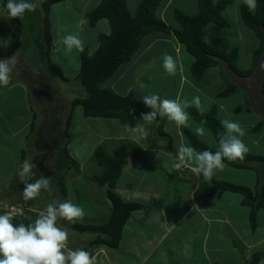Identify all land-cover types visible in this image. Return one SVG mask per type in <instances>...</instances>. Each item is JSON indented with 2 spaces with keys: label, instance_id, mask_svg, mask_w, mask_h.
<instances>
[{
  "label": "crops",
  "instance_id": "1",
  "mask_svg": "<svg viewBox=\"0 0 264 264\" xmlns=\"http://www.w3.org/2000/svg\"><path fill=\"white\" fill-rule=\"evenodd\" d=\"M69 1L80 4L81 18L87 21V25H89L87 15L101 3V0ZM129 1L127 0L130 12L135 14L141 0L136 2L137 4H130ZM177 1L180 3L177 4ZM242 5L245 4L239 6ZM64 9L65 15H69L72 10L69 5H65ZM177 9L188 15H196L199 12L197 0H163L157 16L172 29H180L179 24L170 22L175 20L174 13ZM226 12L227 10L224 11ZM51 16L55 41L62 32L60 34L56 32L58 27H55L53 9ZM79 24L76 26L79 27ZM64 27L61 26V30ZM219 27L215 24L209 25L204 31V40L211 42L217 39L214 38L216 36L205 38V33L219 32ZM93 30L92 35L96 44L92 45L93 50L90 51L89 46L84 42L82 53L88 50L90 54H93L97 50L99 35L110 33L108 20L99 21ZM80 34H82L81 29ZM257 47L258 44L253 51ZM183 50L185 48L174 35L162 32L151 33L144 39L132 61L122 65L118 72L103 84V87L112 89L122 96L134 92L141 102L144 95L152 94H158L161 98L189 101L199 96L201 103L202 99H208L203 113L217 106L218 118L221 121L219 115L224 110L223 102L233 98L234 94L228 98H218V94L226 89L228 82L231 80L234 82L237 75L225 62H221L220 67L208 70L203 80L197 82L191 75V67L195 59L190 54L189 57L185 56ZM165 54L172 55L176 60L174 75L166 73L162 67ZM250 102L252 105L251 97H246L243 105L249 106ZM141 119V116L137 118V126L134 129H128L132 132V138L127 140L130 145L139 144L141 155L135 158L126 152L123 156L121 175L122 177L127 174L130 178L135 176L137 184H126L121 188L114 185V192L126 202H136L146 207L132 213L124 227L119 249L114 250L105 246L85 249L93 254L98 253L100 264H247L255 254L264 253V208L258 212V227L254 231L251 229L250 222L251 208L244 205V197L241 194L226 192L211 195L214 181H225L256 191L264 182V176L261 178L259 176L260 169H264V163L248 162L247 164L251 166L249 169H237L225 164V168L218 171L212 178L211 184H207L202 177L198 179L188 168L176 170L173 167L178 146L190 145L184 134L185 130L190 129L177 127L166 118H161L163 132L172 139L171 142H167L159 133L160 123L154 121L157 123L152 128L156 131L154 136L149 127H139V122L147 124ZM32 123L33 121L19 127L13 136L29 127V133L25 137L27 141L32 134ZM170 125L176 131L179 141L173 140L168 128ZM252 131L254 132V126L251 128ZM262 132L264 134V127ZM151 133L152 139H149L147 135ZM260 138L261 135L258 140ZM258 140L254 141V146H258ZM5 141V136L0 133L2 145H5ZM217 147V145L212 146L214 149ZM19 152L20 157L24 159L25 150L21 152L20 149ZM246 155L257 154L247 153ZM4 183L7 185L8 182ZM194 205L198 207L193 208ZM4 206L10 205L4 203L0 197L1 211ZM259 264H264V258Z\"/></svg>",
  "mask_w": 264,
  "mask_h": 264
},
{
  "label": "rangeland",
  "instance_id": "2",
  "mask_svg": "<svg viewBox=\"0 0 264 264\" xmlns=\"http://www.w3.org/2000/svg\"><path fill=\"white\" fill-rule=\"evenodd\" d=\"M214 1L219 2L221 0ZM231 1L232 3L226 9L227 12L224 13V18L229 22V27H219V32L215 33L207 31L205 38L216 36L214 38L220 40L221 49L225 52L231 48H238L240 51L239 67L245 71L252 68L254 74L250 78L236 76L234 82L230 81L237 86L238 91L233 98L224 100V110L219 117L221 120L230 119L239 122L245 130V136L242 139L249 148L248 153L264 157L263 127L260 130L251 132L252 126L255 128L259 122L264 123V100L260 93L264 76V54L258 61L257 67H253L256 65L254 64L253 48L258 44V39L255 33L242 22L241 6L239 5L244 4L243 1ZM36 2L39 5L38 8L34 12H26L21 20L24 28L23 45L15 56L16 64L11 82L7 87H0V133L5 136L6 140L5 145L0 142V197H6V200L11 199L12 202L15 200L20 201L18 203L24 209L25 207H31L28 201H32L38 206L31 207L35 212L43 210L52 200H63L60 198L57 188H51V191L42 190L39 197L33 200H24L22 198L24 184L19 180L20 166L25 160L32 161L36 165L33 170L36 172V177L33 180L41 174L49 179L54 178L57 173V156L66 142L63 135L64 126L62 125H64L69 115L72 101L76 98L87 97L85 89L76 79L80 71L82 52L75 49L68 52L61 42L62 38L68 34H80L81 29L82 34L80 36L89 46L90 51L93 50L92 45L96 44V40L92 35L94 33L93 28L87 25V21L85 24L83 23V26L79 24L82 21L80 15L82 10L79 3L75 4L69 1L54 7L55 27H58L56 32L62 33L54 41L51 59L62 67L66 76L70 78V83L67 84L60 79L51 77L45 70L44 58L40 49L43 44L42 16L44 13L41 0H36ZM129 2L130 4H137L136 2H139V0H130ZM179 3L177 1V4ZM65 5L72 8L69 15L64 14ZM2 12L3 7L0 5V13ZM175 20H170V22L178 24ZM77 24L80 28L76 26ZM63 25L68 27L65 28ZM61 26L64 27L63 30H61ZM12 33L13 27L10 20L0 17V41H9L10 39L11 42ZM183 52L185 56L189 57L185 50ZM3 59L6 58L0 57V60ZM249 96L252 105L251 102L248 104L249 106L243 105L244 99L249 98ZM207 101L208 99H202L203 108H206L205 102ZM32 121L36 123V130L29 136L27 141H25V137L29 133V127L13 136L19 127ZM156 125L157 123L154 121L147 122V124L139 122V127H149L154 136H156V131L152 128ZM190 125V127L184 128L190 129L194 133L196 127L202 126L192 119H190ZM172 127L171 125L168 126L170 134L174 141H179L178 135ZM202 127L205 129V135L201 137L195 134L206 145L216 146L217 142L213 133L208 128ZM7 133L9 134L6 135ZM131 133L119 120L86 118L81 106L74 108L73 123L70 130L71 142L68 149L71 156L77 161L79 170L75 176L69 175L66 186L68 190L67 200H71L85 211V216L77 220L78 222L101 225L108 220L111 214V203L106 198L107 187L97 185L102 168L96 162L94 152L98 147L103 146L111 156L120 157L129 152V154L138 158L141 155L139 144L130 145V142L127 141L132 138ZM260 135L261 140H258ZM147 137L152 139V133L148 134ZM255 140H258V146H254ZM20 149L21 152L25 150L24 159L20 157ZM259 172L260 178L263 177L264 169H260ZM5 181L8 182L7 185L4 183ZM126 184H137L135 176L130 178L127 174H124L115 183V186L121 188ZM22 206L18 204L17 207ZM4 211H8L7 206H4L3 211L0 210V213ZM59 223L68 228L64 221ZM93 237V235H81L69 229V247L72 249H85L89 247V242ZM85 250L88 251V249Z\"/></svg>",
  "mask_w": 264,
  "mask_h": 264
},
{
  "label": "trees",
  "instance_id": "3",
  "mask_svg": "<svg viewBox=\"0 0 264 264\" xmlns=\"http://www.w3.org/2000/svg\"><path fill=\"white\" fill-rule=\"evenodd\" d=\"M69 0H41L43 9V44L41 53L43 54L45 70L51 77L60 79L65 83L70 82L59 65L51 59L54 50V34L52 24V9L54 6ZM163 0H141L135 14L130 12L127 0H101L97 8L91 11L87 17L89 26L94 28L97 23L103 19L108 20L110 25L109 34H101L98 37V48L90 54L85 50L81 54L80 71L77 80L87 93L86 98H76L71 103V110L64 123L63 135L66 140L65 145L60 149L56 169L57 173L50 180V187L57 188L62 200H67L68 190L66 180L69 175L78 174V163L71 156L68 146L71 142L70 130L73 123V110L81 106L86 118H106L119 120L128 129H134L137 126V118L141 113L150 111L143 102H141L134 92L126 96L116 93L114 90L104 88L103 84L111 79L124 64L132 61L134 55L140 50L144 39L151 33L162 32L172 34L178 42L183 45L188 54L194 59L191 67V75L195 81L201 82L208 70L220 67L221 62H225L234 74L242 78H250L254 70H242L238 63L240 51L238 48H232L230 51H223L220 47L219 40L211 42L204 40V31L211 25L215 24L222 28H228L229 22L224 18V11L232 3L231 0H197L199 12L196 15H188L182 11L176 10L175 19L180 25V29H172L163 20L157 16ZM257 7L254 11H249L246 5L241 6V19L243 24L255 33L258 39V47L254 51V65L257 67L258 61L264 54V0H256ZM6 4V0H0V5ZM13 27L12 39L7 47H0V57L10 58L15 56L19 49L22 48L23 42V24L19 19L10 20ZM238 91L237 86L228 82L225 90L218 94V98H228ZM261 94L264 99V76L261 84ZM190 119L208 128L214 135L217 142L220 135L224 132L218 118V107L214 106L209 112L201 113L195 107L188 109ZM155 122L160 123L161 118L157 117ZM35 121L31 125V133L35 132ZM264 127L260 122L254 131ZM159 133L167 141L171 142V137L162 130L159 125ZM184 134L190 144L198 151L216 149L206 145L199 137L190 130H185ZM94 158L102 168L101 174L97 180L99 187H107L106 197L111 203V214L108 220L101 225L86 224L76 221L65 225L72 231L81 235H93L89 242V247L105 246L117 250L122 241L124 227L128 223L132 213L145 209L146 206L136 202H126L114 192V185L122 175V165L124 157H114L109 155L103 146L98 147L94 152ZM258 161L264 163L263 156L245 155L243 160L227 161L225 164L237 169H249L247 163ZM15 189V188H14ZM13 189V191H14ZM12 191V192H13ZM233 192L241 194L244 197V205L251 208L250 222L251 229L256 230L257 215L259 210L264 208V182L256 189L251 190L246 186L235 185L225 181H214L211 189V195ZM4 203L10 207L21 205L20 201L6 197H1ZM6 200V201H5ZM18 203V204H17ZM31 207L37 205L28 201ZM12 204V205H11ZM22 206V205H21ZM23 207V206H22ZM31 207L23 208L22 215H15L13 223H32L38 213ZM38 207V206H37ZM38 211V210H37ZM264 258V253L255 254L247 264H259Z\"/></svg>",
  "mask_w": 264,
  "mask_h": 264
},
{
  "label": "clouds",
  "instance_id": "4",
  "mask_svg": "<svg viewBox=\"0 0 264 264\" xmlns=\"http://www.w3.org/2000/svg\"><path fill=\"white\" fill-rule=\"evenodd\" d=\"M243 2L249 11H254L257 7L256 0ZM38 6L36 0H6L0 17L22 20L26 12H34ZM80 23L86 21L82 20ZM61 42L68 52L73 49L82 52L84 49V41L79 33L68 34ZM9 44L10 39L0 41V47H7ZM15 64L14 55L0 60V87L10 84ZM176 66L172 55L163 56L162 67L166 73L174 75ZM142 102L150 111L141 113V120L148 123L160 117L166 118L177 127H190V114L187 109L195 107L201 113L204 111L199 96L189 101L161 98L158 94H152L144 95ZM220 123L224 132L220 135L216 151H198L188 144H180L176 149L173 167L176 170L188 168L198 179L202 177L205 183L211 184L216 173L225 168V160H243L249 151L242 139L245 136L244 128L239 122L230 119H222ZM194 131L201 137L205 135L202 126L196 127ZM35 168L36 165L28 160L20 166L19 180L24 184V200L39 197L42 190L51 191L50 180L43 174L33 180L36 177V172L33 171ZM84 216V209L71 200H52L28 225L13 223L12 211L0 213V264H100L98 253L93 254L83 248H70L69 229L59 223H75Z\"/></svg>",
  "mask_w": 264,
  "mask_h": 264
},
{
  "label": "built area",
  "instance_id": "5",
  "mask_svg": "<svg viewBox=\"0 0 264 264\" xmlns=\"http://www.w3.org/2000/svg\"><path fill=\"white\" fill-rule=\"evenodd\" d=\"M8 211H12L14 216L15 215H22L23 214V207H10V208H8Z\"/></svg>",
  "mask_w": 264,
  "mask_h": 264
}]
</instances>
